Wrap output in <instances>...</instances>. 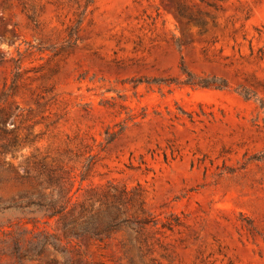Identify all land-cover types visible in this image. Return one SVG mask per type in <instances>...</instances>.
I'll list each match as a JSON object with an SVG mask.
<instances>
[{
	"label": "rangeland",
	"instance_id": "374dc122",
	"mask_svg": "<svg viewBox=\"0 0 264 264\" xmlns=\"http://www.w3.org/2000/svg\"><path fill=\"white\" fill-rule=\"evenodd\" d=\"M116 189L111 237L37 252L55 207ZM16 242L32 264H264V0H0V264Z\"/></svg>",
	"mask_w": 264,
	"mask_h": 264
},
{
	"label": "trees",
	"instance_id": "16d2710c",
	"mask_svg": "<svg viewBox=\"0 0 264 264\" xmlns=\"http://www.w3.org/2000/svg\"><path fill=\"white\" fill-rule=\"evenodd\" d=\"M190 74L187 73L186 82H191ZM201 86L210 85L205 80L198 82ZM63 201L52 214H60L62 227L60 233H47L42 232V238L38 240L37 252L42 253L46 250L49 244H56V247L62 246V242H69L80 239L81 236L87 235L98 241H104L106 238L111 237L112 230L120 223V189L113 192H107L101 205L96 206L89 211L86 215H74L72 210L62 212L64 208ZM55 205V203H53ZM102 246L103 248L107 247ZM31 251L22 252L17 242L13 245V254L17 264H32L23 262L25 258L31 260Z\"/></svg>",
	"mask_w": 264,
	"mask_h": 264
}]
</instances>
